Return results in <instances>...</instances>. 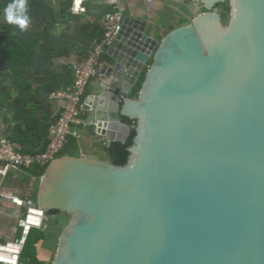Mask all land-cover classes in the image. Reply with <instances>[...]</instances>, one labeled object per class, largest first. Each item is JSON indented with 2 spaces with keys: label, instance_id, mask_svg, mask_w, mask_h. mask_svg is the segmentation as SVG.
Masks as SVG:
<instances>
[{
  "label": "water",
  "instance_id": "obj_1",
  "mask_svg": "<svg viewBox=\"0 0 264 264\" xmlns=\"http://www.w3.org/2000/svg\"><path fill=\"white\" fill-rule=\"evenodd\" d=\"M189 2L205 12L163 42L126 17L108 52L120 104L95 129L109 145L136 131L127 165L46 168L38 214L71 218L53 264H264V0Z\"/></svg>",
  "mask_w": 264,
  "mask_h": 264
},
{
  "label": "crops",
  "instance_id": "obj_2",
  "mask_svg": "<svg viewBox=\"0 0 264 264\" xmlns=\"http://www.w3.org/2000/svg\"><path fill=\"white\" fill-rule=\"evenodd\" d=\"M170 1L127 0V17L148 22V34L163 42L172 31L166 25L173 15ZM11 2L0 0V137H11L25 153H42L61 109L49 94L71 80L72 67L81 65L91 46L104 36L107 16L115 7L106 0H25L29 25L26 31H20L4 17V9ZM111 61L107 53L101 75L88 87V98L96 99L87 112L92 126L81 131L78 157L108 159L98 147L107 140L97 135L95 125L97 119H109L120 104L121 87L114 86L113 76L103 74ZM39 169L12 170L5 177L0 174V194L10 200L36 203L43 177ZM26 214L25 207L12 201L0 204L1 244L21 240L19 222ZM58 221L43 230L45 239L37 245V259L42 264L54 263L69 224L64 217Z\"/></svg>",
  "mask_w": 264,
  "mask_h": 264
},
{
  "label": "built area",
  "instance_id": "obj_3",
  "mask_svg": "<svg viewBox=\"0 0 264 264\" xmlns=\"http://www.w3.org/2000/svg\"><path fill=\"white\" fill-rule=\"evenodd\" d=\"M115 7V11L107 16V27L102 38L98 39L90 48L88 55L81 65H74L71 69V80L61 85L49 94V99L58 102L61 109L58 116L49 129L48 144L42 153H25L9 136L0 137V174L6 176L10 171L28 172L34 167L47 168L48 165L58 158L66 150L70 137L82 140L81 131L92 126L90 117L86 110L88 100V87L101 75V63L103 57L120 36L128 9L122 4V0H106ZM12 201L24 207L27 204V214L20 220L19 228L22 230V238L14 244H1L0 248H10L9 255L13 256L18 264H22L21 258L24 250V242L32 230H44L52 222L59 218L49 217L43 213L39 215L36 203H22L10 200L0 194V204L3 201ZM33 207V209H32ZM41 212V211H40ZM66 217V216H65ZM59 222V221H58ZM39 224V227H36ZM44 226V229L41 227ZM9 246V247H8Z\"/></svg>",
  "mask_w": 264,
  "mask_h": 264
},
{
  "label": "trees",
  "instance_id": "obj_4",
  "mask_svg": "<svg viewBox=\"0 0 264 264\" xmlns=\"http://www.w3.org/2000/svg\"><path fill=\"white\" fill-rule=\"evenodd\" d=\"M222 9L226 12H229L230 11L229 3L223 4ZM152 62L153 61H151V64ZM145 79H146V71L143 73L142 78L140 79L139 83L137 84L133 92L134 98H137V96L139 95L142 89V86L145 82ZM123 122L127 125H130L132 128H135L137 126L136 123L131 122L127 119H123ZM92 131L93 133H95L94 132L95 129H93ZM136 136H137V133L135 130H133L131 137H129V140L126 143L115 142L109 145L106 142H102L98 145V147L100 148V150L106 153L108 159L111 160L115 165L123 167L127 165L129 161V158L131 155L130 149L134 145V140ZM79 150H80L79 140L74 137H70L69 144L66 147V150L63 153H61L58 157H62L65 155H70L72 157H78ZM37 168H40L39 169L40 176L42 177L46 171V168H43V167H37ZM47 215L52 218V217H57L60 214L58 212H51L50 214H47ZM55 224L56 222L53 223V225ZM44 239H45V234L43 230H32L30 232L27 238V241L25 243L23 253H22V258H21L22 264H42L37 259V245Z\"/></svg>",
  "mask_w": 264,
  "mask_h": 264
},
{
  "label": "rangeland",
  "instance_id": "obj_5",
  "mask_svg": "<svg viewBox=\"0 0 264 264\" xmlns=\"http://www.w3.org/2000/svg\"><path fill=\"white\" fill-rule=\"evenodd\" d=\"M121 2L124 6H126L127 0H122ZM169 8L171 9V11H173L172 12L173 15L169 19H167L166 22L168 28L169 29L171 28L170 31L171 30L173 31L183 26L190 25L194 18L198 17L199 15L205 12V10L202 9L201 7H199L195 11L189 0H176V1L171 0L169 2ZM219 11L223 16L224 25H227L229 20V12L224 11L222 9V6L220 7ZM64 218L66 219L67 222H70L71 219L70 217L67 218L64 216Z\"/></svg>",
  "mask_w": 264,
  "mask_h": 264
},
{
  "label": "clouds",
  "instance_id": "obj_6",
  "mask_svg": "<svg viewBox=\"0 0 264 264\" xmlns=\"http://www.w3.org/2000/svg\"><path fill=\"white\" fill-rule=\"evenodd\" d=\"M4 17L8 24L15 25L20 31H26L29 25L25 0H12L4 9Z\"/></svg>",
  "mask_w": 264,
  "mask_h": 264
},
{
  "label": "bare ground",
  "instance_id": "obj_7",
  "mask_svg": "<svg viewBox=\"0 0 264 264\" xmlns=\"http://www.w3.org/2000/svg\"><path fill=\"white\" fill-rule=\"evenodd\" d=\"M174 1H176V0H174ZM199 7L197 6V5H193V9L196 11L197 9H198ZM4 261L6 264H18V262H17V260L13 257V256H11V255H9V254H7L6 256H1L0 257V261Z\"/></svg>",
  "mask_w": 264,
  "mask_h": 264
}]
</instances>
